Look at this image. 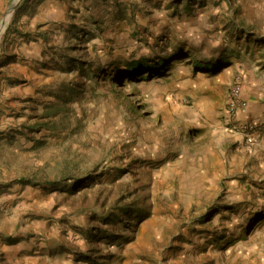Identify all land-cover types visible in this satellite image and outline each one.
<instances>
[{
	"label": "rangeland",
	"instance_id": "1",
	"mask_svg": "<svg viewBox=\"0 0 264 264\" xmlns=\"http://www.w3.org/2000/svg\"><path fill=\"white\" fill-rule=\"evenodd\" d=\"M258 57L264 0H18L0 264H264V148L219 118Z\"/></svg>",
	"mask_w": 264,
	"mask_h": 264
},
{
	"label": "crops",
	"instance_id": "2",
	"mask_svg": "<svg viewBox=\"0 0 264 264\" xmlns=\"http://www.w3.org/2000/svg\"><path fill=\"white\" fill-rule=\"evenodd\" d=\"M262 59L254 58L246 64L243 68L246 69L247 76H244V81L241 88V97L246 102V107L243 111L238 113L237 120L240 123L254 122L257 126L255 135L257 136V147L264 148V62H260ZM226 97L224 105L220 110V123H222V114L225 107ZM225 131V139H236V134L231 131ZM240 137V136H239Z\"/></svg>",
	"mask_w": 264,
	"mask_h": 264
},
{
	"label": "built area",
	"instance_id": "3",
	"mask_svg": "<svg viewBox=\"0 0 264 264\" xmlns=\"http://www.w3.org/2000/svg\"><path fill=\"white\" fill-rule=\"evenodd\" d=\"M245 107L246 102L241 97V83L239 77H237L227 92L222 120L226 128L240 134L242 143L246 148L254 149L256 144L254 136L256 125L251 122L243 124L237 120L238 113L243 111Z\"/></svg>",
	"mask_w": 264,
	"mask_h": 264
},
{
	"label": "bare ground",
	"instance_id": "4",
	"mask_svg": "<svg viewBox=\"0 0 264 264\" xmlns=\"http://www.w3.org/2000/svg\"><path fill=\"white\" fill-rule=\"evenodd\" d=\"M11 12L12 11H10V8H9L8 11L6 12V14L4 15V18L2 19V21L0 23V35H1L2 31L4 30L5 24H6L7 20H8Z\"/></svg>",
	"mask_w": 264,
	"mask_h": 264
},
{
	"label": "water",
	"instance_id": "5",
	"mask_svg": "<svg viewBox=\"0 0 264 264\" xmlns=\"http://www.w3.org/2000/svg\"><path fill=\"white\" fill-rule=\"evenodd\" d=\"M18 2V0H14L13 1V3L11 4V6H10V11H12L13 10V8H14V6L16 5V3Z\"/></svg>",
	"mask_w": 264,
	"mask_h": 264
}]
</instances>
